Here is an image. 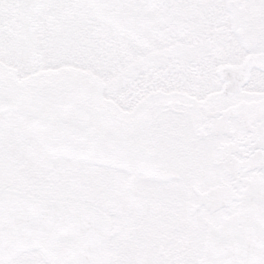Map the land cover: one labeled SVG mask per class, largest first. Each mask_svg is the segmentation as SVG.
I'll use <instances>...</instances> for the list:
<instances>
[{"label": "snow or ice", "instance_id": "obj_1", "mask_svg": "<svg viewBox=\"0 0 264 264\" xmlns=\"http://www.w3.org/2000/svg\"><path fill=\"white\" fill-rule=\"evenodd\" d=\"M0 264H264V0H0Z\"/></svg>", "mask_w": 264, "mask_h": 264}]
</instances>
